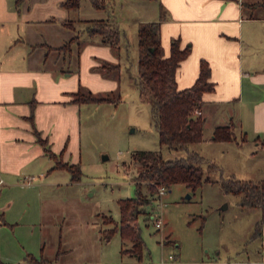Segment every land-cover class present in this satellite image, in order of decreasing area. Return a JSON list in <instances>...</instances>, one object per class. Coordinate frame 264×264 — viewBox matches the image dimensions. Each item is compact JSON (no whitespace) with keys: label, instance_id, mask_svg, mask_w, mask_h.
Segmentation results:
<instances>
[{"label":"rangeland","instance_id":"obj_1","mask_svg":"<svg viewBox=\"0 0 264 264\" xmlns=\"http://www.w3.org/2000/svg\"><path fill=\"white\" fill-rule=\"evenodd\" d=\"M157 7L156 0H109L107 8L96 9L90 0H82L79 9L70 11L75 29L68 31V35L80 33V58L77 44H73V51L67 52L64 58L61 52L58 60L59 51L53 50L49 66L63 67L71 73L77 85L75 91L81 88L96 94L113 92L120 100L74 104L73 128L70 131L69 126L67 131L71 135L69 161L79 163L83 172L79 180L71 182L70 173L62 171L59 176L66 177L64 184L37 186L34 181L32 185L2 192L1 204L10 199L15 201L13 212H17V222L12 226L3 224L0 229V264L26 259L30 253L47 258L48 264L99 259L121 263L132 258L127 252L132 246L130 240L123 239L119 232L109 240L105 238L108 229L114 225L105 223L102 216L112 214L119 219L118 200L136 195L134 176L140 167L132 160V152L136 149L160 150L165 159L187 154L186 149H173L160 143L151 105L141 99L134 79L138 76L137 18L142 14L149 19L155 15ZM116 16L126 38L121 50L110 47L121 63V70L107 74L95 69L97 63L105 60L96 58V63L93 55L85 56L82 65L81 55L89 45H98L97 38L100 37L87 34V20ZM58 36L63 41L70 37L65 32ZM262 55L263 46L247 43L246 57L251 58L259 71H264ZM255 91L264 98V87ZM219 106L221 111L226 109L225 104ZM228 106L230 109L238 107ZM221 117L224 116L209 119L204 139L189 145V149L207 159L210 158L206 155L214 157L210 160L222 168L212 173L213 181L196 189L185 183L173 184L162 196L153 195L146 206L151 212L149 218L146 215L139 217L146 242L145 263L156 264L170 256L196 260L226 255L242 257L260 249V238L250 240L259 219V209L240 206L239 196L225 192L218 178L235 173L239 179H264L263 152L260 149L256 157H251L249 152L256 147L251 143L244 145L238 154H233L232 150L222 152L214 139L209 138L213 128L221 123ZM60 139L61 135L56 145ZM48 146L54 147L51 143ZM143 191L147 193L145 186ZM0 209L3 213L4 208ZM159 216L163 220L161 228L155 224V218ZM3 218L8 221V214ZM60 243L61 251L57 255ZM42 246L45 247L43 255Z\"/></svg>","mask_w":264,"mask_h":264},{"label":"crops","instance_id":"obj_2","mask_svg":"<svg viewBox=\"0 0 264 264\" xmlns=\"http://www.w3.org/2000/svg\"><path fill=\"white\" fill-rule=\"evenodd\" d=\"M62 1L22 0L17 6L16 0H0V196L4 191L32 185L34 181L37 186L60 185L64 184L66 178L59 176V173L67 170L55 168L56 159L45 153L44 145L37 136L39 132L47 140V144L54 145V152H62L63 159L70 162L71 135L67 130L69 126L70 131L73 128L72 113L76 104L73 101V92L77 85L71 73L63 67L49 66L50 53L53 50L59 51L58 60L63 52L64 58L67 52L56 47L62 46L74 35H68V31L73 32V29L67 30L69 28L64 25L66 20L71 19L72 10L61 6ZM156 1L158 7L155 15L147 19L141 14L142 17L137 18L138 24L162 18L161 37L167 55L170 53L173 38H180L182 47L191 46L190 54L177 69L178 87L182 89L195 82L202 58L210 62L215 90L203 96L204 129L209 119L224 116L221 117L219 125L233 120L237 126V134L241 136L245 133L247 136L244 143L240 144L236 141L213 140V133L209 138L217 143L222 152L232 150L233 154H238L244 145L251 143L256 147L249 152L250 156L256 157L261 149V160L264 162V98L255 93V89L264 87V71H259L251 58L246 57L248 42L260 44L264 48V16L249 17L245 8L246 3L257 0ZM109 19L114 20L123 34L118 48L121 50L126 32L117 16ZM62 32L70 36L65 41L58 36ZM97 41L98 45H89L81 55L82 65L84 57L90 58V55L94 56L95 62L96 58H102L120 63L112 51L116 48L111 50L110 46L101 41V37ZM262 57L264 59V55ZM99 64L101 62L97 63ZM103 80L101 81L104 82ZM249 91L253 94L249 95ZM223 104L226 109L221 111L219 105ZM227 104L238 107L230 109ZM231 111L234 113L230 114ZM60 135V142L56 145ZM206 156L215 159L211 155ZM70 181L77 180H73L71 175ZM0 208H4L3 215H0V229L3 224L12 226L17 222V212H13L14 200L10 199L3 204L0 202ZM6 213L8 221L3 218ZM260 216L259 210V218ZM258 238L261 239L260 249H256L252 255H226L208 260L170 256L168 259L162 258L156 264L161 261L164 264H204L210 261L213 264H264V227L263 235ZM60 245L61 243L57 255L61 251ZM44 248L41 247V255ZM38 258L41 260H31L28 257L2 264L50 262L43 256ZM132 261L137 260L132 257L121 263L102 259L84 263H69L65 260L61 263L125 264Z\"/></svg>","mask_w":264,"mask_h":264},{"label":"trees","instance_id":"obj_3","mask_svg":"<svg viewBox=\"0 0 264 264\" xmlns=\"http://www.w3.org/2000/svg\"><path fill=\"white\" fill-rule=\"evenodd\" d=\"M20 1L16 0L17 6ZM82 0H63L61 6L69 10L79 9ZM93 7L105 9L109 0H90ZM249 17L264 16V0L246 3ZM85 31L90 36H100L101 41L112 48L118 49L122 43L123 34L114 20L109 18L89 19ZM161 23L159 20L140 22L138 24V76L135 82L140 91L142 100L150 103L159 132L161 144H166L173 149H186L187 154L175 158L165 159L160 150L136 149L132 152V160L140 169L134 176L136 195L123 197L118 200L120 218L112 214H104V222L113 224L106 232L105 238L109 240L116 232L123 239L130 240L132 246L127 250L139 264L144 262L146 242L142 236L139 217H150L151 212L146 206L151 202L153 195L158 193L159 187H171L176 183H185L196 189L203 183L213 181L212 173L222 168L214 161L207 159L199 152L189 149V145L201 142L204 139L205 118L197 115L204 103L203 96L215 90V83L211 78L212 69L210 62L202 58L200 72L195 82L180 89L177 85V69L180 63L190 54L191 46L182 47L180 38H173L170 44V53L167 55L162 43ZM64 25L75 29L74 21L66 20ZM73 44H77V54L80 58L81 35L75 33L62 46L57 49L65 52L73 51ZM95 69L107 74L119 72L120 63L102 61ZM74 103H106L117 102L120 96L113 92L96 94L89 90L84 92L81 88L73 92ZM39 141L44 145L45 153L56 159L55 168L69 171L73 180H79L83 174L79 163H70L63 159L62 152H54L47 144V140L37 132ZM216 141H236L241 143L247 139L245 133L239 136L237 126L233 120L218 125L213 132ZM223 190L239 196L238 204L243 208H258L261 212L259 220L255 223L251 239L263 235L264 227V179H239L234 174L218 178ZM146 187L147 193L143 191ZM151 195V196H150ZM0 215H3L0 213ZM31 260H41L29 254ZM44 259V258H43Z\"/></svg>","mask_w":264,"mask_h":264},{"label":"built area","instance_id":"obj_4","mask_svg":"<svg viewBox=\"0 0 264 264\" xmlns=\"http://www.w3.org/2000/svg\"><path fill=\"white\" fill-rule=\"evenodd\" d=\"M201 113H202L201 110H198L197 111V114L198 115H200ZM29 179H31V177H29ZM166 191H167V187L164 186V185H162V186L159 187L158 194L160 196H162L163 194H165ZM155 224H156V227H158V228H161L162 227L163 220H162V217L161 216L155 218ZM125 264H139V262L132 261V262H128V263H125ZM160 264H164V261H161ZM204 264H213V262L210 261V262H207V263H204Z\"/></svg>","mask_w":264,"mask_h":264},{"label":"water","instance_id":"obj_5","mask_svg":"<svg viewBox=\"0 0 264 264\" xmlns=\"http://www.w3.org/2000/svg\"><path fill=\"white\" fill-rule=\"evenodd\" d=\"M104 157H107V156H104Z\"/></svg>","mask_w":264,"mask_h":264}]
</instances>
